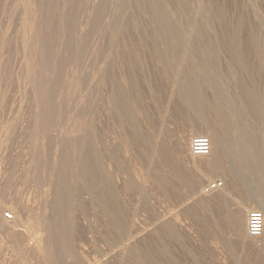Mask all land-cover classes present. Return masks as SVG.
Segmentation results:
<instances>
[{"label":"rangeland","instance_id":"rangeland-1","mask_svg":"<svg viewBox=\"0 0 264 264\" xmlns=\"http://www.w3.org/2000/svg\"><path fill=\"white\" fill-rule=\"evenodd\" d=\"M261 200L264 0H0V264H264Z\"/></svg>","mask_w":264,"mask_h":264},{"label":"bare ground","instance_id":"bare-ground-1","mask_svg":"<svg viewBox=\"0 0 264 264\" xmlns=\"http://www.w3.org/2000/svg\"><path fill=\"white\" fill-rule=\"evenodd\" d=\"M200 10V9H199ZM198 11V10H197ZM201 11V10H200ZM197 13V12H196ZM200 13V12H199ZM199 13H197L198 14V17H199ZM258 13V12H257ZM200 17H201V15H200ZM203 18V17H202ZM198 19V18H197ZM200 20V19H199ZM201 21V20H200ZM202 22V21H201ZM198 23V22H197ZM200 24V23H199ZM203 24V23H202ZM202 26V25H201ZM200 28V27H199ZM198 28V29H199ZM202 30V29H201ZM225 34V33H224ZM190 35V34H189ZM201 35H202V31H201ZM194 36V35H193ZM189 37H191V36H189ZM189 39V38H188ZM189 41V40H188ZM188 49V48H187ZM39 55V54H38ZM37 55V56H38ZM44 69V68H43ZM182 72V71H181ZM39 74V73H38ZM212 97V96H211ZM206 127V126H205ZM209 127V126H208ZM207 129H209V128H207ZM210 130V129H209ZM205 131V130H204ZM206 132L208 133V131L206 130ZM212 132V131H211ZM211 132H209L210 134H211ZM206 133V134H207ZM213 133V132H212ZM214 134V133H213ZM212 134V135H213ZM215 136H216V134H214ZM213 135V136H214ZM208 136V135H207ZM212 136V137H213ZM213 137V140H211V143H212V148H211V152H210V154L209 155H206V156H194V155H191V157H192V159H191V163L193 164V166H194V168H196V169H198V170H200L201 172H203V171H211V170H217V169H220V167H219V161H220V158H219V152H217V149L219 148L218 146V143H217V139H216V137ZM210 139H212L211 138V135L210 136H208ZM219 137V136H218ZM217 137V138H218ZM219 140V139H218ZM185 143V142H184ZM220 143V142H219ZM218 147V148H217ZM219 151V150H218ZM219 154V155H218ZM187 157H188V154H187ZM207 158V160L206 161H197V158H200V159H203V158ZM44 165V164H43ZM205 173V172H204ZM227 175V174H226ZM223 176V175H222ZM239 176V175H238ZM227 176H225V178H226ZM231 177H232V175H231ZM226 180V179H225ZM227 181V180H226ZM211 183H212V181H211ZM213 183H215V182H213ZM202 184V183H201ZM206 187H207V184L205 185ZM203 187V188H206V187ZM202 187V186H201ZM200 187V188H201ZM199 188V189H200ZM217 190H221V192L222 193H224V194H228L229 193V189H228V187L227 186H225V187H218V189H216V190H214L213 189V185L211 186V184H208V188H206V190L205 189H202V194H206V196H208L207 195V193H209V192H215V191H217ZM203 198V197H202ZM215 198V197H214ZM208 201V200H207ZM260 207H258L259 208V210H262V211H264V201H260ZM5 208V207H4ZM237 209H239V213H240V216H241V222H246V216H247V213L248 212H250V210L247 212L246 210H245V208L242 206V205H239V207L237 208ZM253 209H255V208H252L251 210H253ZM2 210H3V206H2V204H0V214L2 213ZM238 212V211H237ZM29 221V220H28ZM39 222V221H38ZM2 225H5L6 226V229H7V231H8V233L10 234V235H16V234H18L16 231H14L13 230V227L11 228V227H9L7 224H8V222H7V220H6V218L5 219H1V222H0ZM28 226V225H27ZM30 229V228H29ZM7 231H6V233H7ZM8 234V235H9ZM262 236H264V232H263V234H262ZM11 237V236H10ZM16 237V236H15ZM14 237V238H15ZM13 238V237H12ZM24 238V237H23ZM22 238V239H23ZM49 239V238H48ZM26 240V239H25ZM12 241V240H11ZM24 241V240H23ZM262 242H256L255 243V245H257L258 247H261L262 245H264V237H263V239L261 240ZM10 243V242H9ZM38 243V242H37ZM29 244V243H28ZM29 245H32V244H29ZM37 245V244H36ZM36 245L35 244H33V248H34V250H36ZM254 245V244H253ZM254 245V246H255ZM31 248V247H30ZM34 250H32V251H34ZM31 253V252H30ZM40 253V252H39ZM37 255V254H36Z\"/></svg>","mask_w":264,"mask_h":264},{"label":"built area","instance_id":"built-area-1","mask_svg":"<svg viewBox=\"0 0 264 264\" xmlns=\"http://www.w3.org/2000/svg\"><path fill=\"white\" fill-rule=\"evenodd\" d=\"M211 139L205 135H198L192 138L190 143V153L194 156H206L211 152ZM221 184H213V189ZM7 219H13L11 212H6ZM264 232V212L260 210H251L247 216V234L251 237H260Z\"/></svg>","mask_w":264,"mask_h":264}]
</instances>
